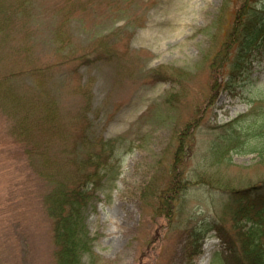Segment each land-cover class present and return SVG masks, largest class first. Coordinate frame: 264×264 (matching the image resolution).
I'll use <instances>...</instances> for the list:
<instances>
[{"label":"rangeland","instance_id":"obj_1","mask_svg":"<svg viewBox=\"0 0 264 264\" xmlns=\"http://www.w3.org/2000/svg\"><path fill=\"white\" fill-rule=\"evenodd\" d=\"M33 3L30 51L37 64L56 62L48 70L52 93L72 118L86 103L83 87L89 88L91 134L116 140L112 162L117 171L106 175L96 204L88 211L91 248L81 264H190L187 229L220 215L232 229L231 213L225 210L228 196L209 184L214 176L237 185L264 178L260 154L264 108L255 107L264 98V45L251 66L236 76L234 93L230 88L213 89L217 75L213 68H218L221 59L227 62L218 75L220 81L230 76L231 58L222 56L226 32L241 0ZM61 25L70 38L62 48L53 36ZM100 41H105L101 45L106 51L98 47ZM14 43L12 47L19 52L21 39ZM94 45L92 51L87 49ZM87 50L92 62L79 57V52ZM26 60L24 54L16 59L8 55L3 65L14 72L26 69ZM33 79L24 75L15 83L33 86ZM171 92L178 93L173 107L167 101ZM241 114L244 118L236 123L247 132L239 130L247 151H232L226 154L231 161L215 162L210 148L231 135L226 123ZM194 122L182 162L188 187L172 199L168 217L157 214L154 205L142 199L143 184L156 175L160 183L169 176L178 134L186 123ZM11 123L0 108V264H56L52 220L44 203L48 185L14 138ZM251 123L254 126L249 128ZM200 176L207 184L200 182ZM214 230L208 229L201 237V251L194 255L193 264H237L225 254L226 246Z\"/></svg>","mask_w":264,"mask_h":264},{"label":"trees","instance_id":"obj_2","mask_svg":"<svg viewBox=\"0 0 264 264\" xmlns=\"http://www.w3.org/2000/svg\"><path fill=\"white\" fill-rule=\"evenodd\" d=\"M225 7L219 14L218 22L222 19ZM35 12L33 0H0V69L4 70L0 71V108L12 120L14 138L48 185L44 203L52 220L56 264H81L85 251L91 248L92 237L89 236L86 222L88 211L95 206L98 191L103 187L106 175L109 171H117L112 162L116 140L91 134V121L87 115L92 108L89 88L83 87L86 103L72 118L52 93L48 70L56 62L44 61L37 64L34 51H30L34 44L30 39V25ZM224 21L220 29L224 26ZM65 30L61 25L53 34L61 48L69 45L66 41L70 38ZM19 39L21 44L18 45V52L12 45ZM105 41L98 43L103 51L108 49L101 45ZM106 43L109 44L108 41ZM226 44L222 58L228 57L229 61L231 58L228 70L230 76L226 81H220L218 75L225 71L227 62H222L221 59L218 68H213L217 71L213 89L218 91L219 88H230L231 93H234L232 87L238 82L236 76L251 66L255 53L264 45V4L258 0H241L226 32ZM235 47V53L229 56L228 50L232 51ZM94 48L95 45L87 49L92 51ZM90 51L79 52V57H85V61L92 62ZM22 54L24 60L27 57L26 69L18 68L13 72V69L4 68L3 63L8 55L16 59L17 55ZM24 75L34 76L33 86L15 83V79H21ZM177 95L178 93L171 92L167 97L172 107L176 106ZM257 106L264 108V98L255 107ZM245 114L228 121L226 125L231 135L222 138L221 143H214L210 148L215 162H224L226 158L231 161V156L226 154L232 151H247L244 149V138L240 131L247 132L236 123ZM75 124L81 127L78 128ZM196 124L186 123L185 128L178 134L179 143L169 166V176L164 182L160 183L161 177L156 175L143 184L142 199L147 204L154 205L157 214L168 217L173 211L172 199L178 194L180 197L188 187L186 179L182 177V162L187 155L184 156V146L191 127ZM253 126L254 123L249 124V128ZM260 154L264 156V148ZM200 177V182L207 184L204 176ZM209 184L218 193L228 196L225 210L231 213L232 229L225 226L221 220L222 215L213 217L201 227L187 229L186 233L190 238L187 244L190 264H193L194 255L201 251V237L208 229L216 230L226 246L225 254L232 257L237 264H264V178L237 185L233 180L217 175Z\"/></svg>","mask_w":264,"mask_h":264}]
</instances>
